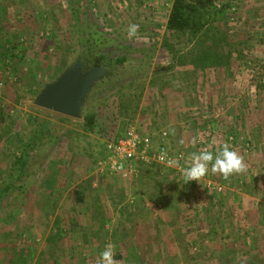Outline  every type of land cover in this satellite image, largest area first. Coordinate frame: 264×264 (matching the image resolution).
Here are the masks:
<instances>
[{
  "label": "rangeland",
  "instance_id": "374dc122",
  "mask_svg": "<svg viewBox=\"0 0 264 264\" xmlns=\"http://www.w3.org/2000/svg\"><path fill=\"white\" fill-rule=\"evenodd\" d=\"M173 1L0 0V180L45 125L0 201V264H264V0H216L230 8L197 35L167 31ZM92 27L115 42L108 58L126 62L90 92V132L83 114L34 100ZM130 125L155 146L166 132L197 181L160 166L98 175L105 142Z\"/></svg>",
  "mask_w": 264,
  "mask_h": 264
},
{
  "label": "trees",
  "instance_id": "16d2710c",
  "mask_svg": "<svg viewBox=\"0 0 264 264\" xmlns=\"http://www.w3.org/2000/svg\"><path fill=\"white\" fill-rule=\"evenodd\" d=\"M215 1L216 0H174L166 24L167 31L178 33L191 32L193 35H197L206 30L209 26H215L214 24L218 21V18H223L227 9L230 8L228 3L217 5ZM78 41L81 45V52L76 61L83 60L86 69L101 65H104L107 69H112L117 64L126 62V57L116 59L114 62H112L111 58H108L106 50L111 46H115V42L95 27L90 29L86 34L79 33ZM206 56L207 59L210 60L208 52H206ZM88 65H91V67H88ZM210 66L212 65L210 64ZM105 78H107V76L103 77L102 81ZM97 84L98 82L94 87L97 86ZM83 111L84 108L82 109V114L85 128L92 132L96 125V115L94 113H83ZM44 132L45 125L39 124L33 136H31L29 141L20 149V154L16 157L14 167L9 175L0 180V201L17 186L22 176L25 175L30 152L35 149L36 144L45 136ZM123 133H125V131ZM18 187L22 188L20 185ZM75 196L77 204H82L84 202V191L76 190Z\"/></svg>",
  "mask_w": 264,
  "mask_h": 264
},
{
  "label": "built area",
  "instance_id": "2783aa9c",
  "mask_svg": "<svg viewBox=\"0 0 264 264\" xmlns=\"http://www.w3.org/2000/svg\"><path fill=\"white\" fill-rule=\"evenodd\" d=\"M167 133L162 134V142L155 146L152 137L141 134L137 127L130 125L125 133L105 142L103 155L97 161V174L118 176L126 180L137 177L140 166H160L176 171L178 177L193 184L200 177V169L189 163L184 152L173 153L165 143ZM207 189L222 192L223 186L211 180Z\"/></svg>",
  "mask_w": 264,
  "mask_h": 264
},
{
  "label": "water",
  "instance_id": "95a60500",
  "mask_svg": "<svg viewBox=\"0 0 264 264\" xmlns=\"http://www.w3.org/2000/svg\"><path fill=\"white\" fill-rule=\"evenodd\" d=\"M107 73L104 65L85 70L84 61L78 60L54 82L47 84L34 103L59 115L82 119V109L91 90Z\"/></svg>",
  "mask_w": 264,
  "mask_h": 264
},
{
  "label": "flooded vegetation",
  "instance_id": "af4514ba",
  "mask_svg": "<svg viewBox=\"0 0 264 264\" xmlns=\"http://www.w3.org/2000/svg\"><path fill=\"white\" fill-rule=\"evenodd\" d=\"M85 70H88V69H86V67H85Z\"/></svg>",
  "mask_w": 264,
  "mask_h": 264
}]
</instances>
